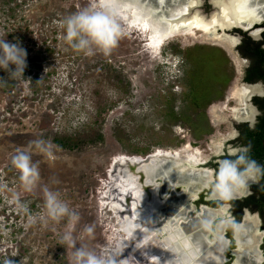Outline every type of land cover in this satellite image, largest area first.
<instances>
[{
  "label": "rangeland",
  "instance_id": "obj_1",
  "mask_svg": "<svg viewBox=\"0 0 264 264\" xmlns=\"http://www.w3.org/2000/svg\"><path fill=\"white\" fill-rule=\"evenodd\" d=\"M88 3L0 0V38L18 43L28 54L24 77L11 79L0 68V264L8 260L14 264H70L72 249L60 245L67 220L41 219L46 217L45 186L58 192L78 213L79 219L72 225L77 247L86 245L109 264H149L137 256L133 258L138 262L131 261L132 246L129 256L114 263V254L127 252L130 239L139 235L131 234L128 240L125 214L119 213L127 206L113 198L127 205L126 195L120 192L126 188L128 195H134L132 185L125 181L122 159L152 153H160L161 158L165 151L176 153L186 147L210 154L211 141L231 130L229 119L213 122L208 112L220 106L221 115L231 114L236 102L228 98L240 76L244 79L243 57L239 64V58L221 43L199 38L185 41L180 34L153 46L150 34L135 23L130 10L118 46L109 54L85 55L64 40L63 21ZM198 8L206 15L215 10L204 0ZM258 25L262 30V22ZM235 32L241 33L228 31ZM216 49L226 58L222 70L229 80L213 89L206 104L196 107L188 97L198 84L192 79L197 70L195 58ZM10 67L15 70L14 65ZM200 83L202 90L206 83ZM66 136L84 140L77 149L69 150L56 142ZM85 138L90 142L85 143ZM36 141L41 142L39 147ZM17 151L27 152L38 165L40 180L32 191L23 187L11 164ZM17 199L27 205V211L20 210ZM167 206L163 204L158 213L166 216ZM237 231L231 233L232 253L238 246ZM172 236L171 240L177 237L173 229ZM253 236L259 263L264 264V231H253ZM242 260L256 263L247 253Z\"/></svg>",
  "mask_w": 264,
  "mask_h": 264
},
{
  "label": "bare ground",
  "instance_id": "obj_2",
  "mask_svg": "<svg viewBox=\"0 0 264 264\" xmlns=\"http://www.w3.org/2000/svg\"><path fill=\"white\" fill-rule=\"evenodd\" d=\"M232 2L233 0H214L216 8H214L215 10L211 15L204 14L202 10L198 8L202 0H130L131 7L127 10H130L135 23L139 24L140 27L150 34L153 46L160 45L165 38L176 34L195 36L198 30L200 34L205 35L207 38L221 39L231 45H235L237 38L229 36L224 32L226 29L232 28L233 26L238 25L248 28L258 23L257 21H261L264 17V0H252L250 11H241L238 7V0H236L235 14L233 12ZM246 87L242 85L238 94L239 100H241L243 104H246L244 98L251 95V93L249 94L250 90ZM235 99L237 100V98ZM180 151L181 150H177L176 153L173 152L170 154L171 157L174 156L173 160L170 159L171 157L166 158L165 156L160 158V153H157L159 155L158 157H152L149 162L139 166L137 171H133L138 174L131 172L128 161V159L135 161V159H137L135 157L138 156L129 158L124 157L122 159L123 162L126 163L124 169L125 181H128L129 184L132 185L131 187L135 197L133 201H131L132 205L131 203L129 204L132 206L130 208L129 205L124 204V200H119L117 197L113 198L117 200L122 207L127 206L123 207L124 209H120L119 213L121 216L125 214L124 222L127 225L124 229L128 233V240L131 234L137 235L138 233L137 239L142 240L134 247V241L137 239H130V245L134 247L131 255L133 260L131 261H136L137 258L141 261L144 258L149 264H223L225 259V245L216 247V241L213 239L209 242L216 245L209 250H204L202 245L206 246V243L200 242L202 245L200 244V246H198L195 240L190 236L179 232L177 233L176 239L171 240L166 232L165 225L167 221H163L161 225L158 222L159 219L156 215L167 200V196L170 193V191L167 190H171L176 185V181L174 182L171 178L172 172L174 171L177 173V171L181 172L185 171V169L188 170L189 168L187 169V167H194L200 161V157L196 156L194 153L188 154L185 161H182ZM167 159H169L168 163ZM167 165H169V167H167ZM161 169H163V171H161ZM140 171L143 172L142 176L139 175ZM142 177H144L143 180L141 179ZM166 178L169 180L170 188L166 187L164 190L163 185L166 182ZM182 186L188 193L183 207L189 208L188 205L192 204L193 195L189 191L188 185ZM123 189L125 191L121 192V194H128L127 192L129 190L126 191V188ZM165 191L166 193H164ZM159 217L162 219L164 215L161 213ZM171 224L173 231H177L175 228L176 222L173 221ZM141 234L144 236L143 238ZM205 237L208 238L207 234ZM237 241L239 248L235 250V262L242 264V256L247 253L251 256L252 254L254 255L256 260L255 264H260L261 257L256 253L257 247L254 246L253 231H238ZM121 248L123 249L124 247L122 246ZM125 253L127 256L129 255V251ZM115 255L117 259L127 257L123 256L122 253H116ZM133 256H137V258L134 257V259ZM138 260L136 262H138Z\"/></svg>",
  "mask_w": 264,
  "mask_h": 264
},
{
  "label": "flooded vegetation",
  "instance_id": "obj_3",
  "mask_svg": "<svg viewBox=\"0 0 264 264\" xmlns=\"http://www.w3.org/2000/svg\"><path fill=\"white\" fill-rule=\"evenodd\" d=\"M204 1L207 5H214V0ZM257 22H262V30L258 27L259 25H255L253 27L254 29L259 28L254 31L242 30L239 28L236 29L241 32L238 33L240 35V40L237 43V51L241 58L243 57V59H245V75L241 83H236L232 86L230 93L231 98H233L236 102V105L231 109V114L229 115L231 130L221 137L217 135L216 139L211 141L209 145L211 150L210 154H205L203 151L198 149L190 150L188 147L181 150L182 152L180 151L182 161H185V158L190 153H194L196 156L200 157V161L194 167H187V169L189 168L188 170L185 169V171H181V173L184 174L186 172L192 173L194 170L193 172H195L196 177H189L186 180L178 177L180 178V181L176 180V185L172 188L175 189L177 185H188V189L193 195L192 204L188 205L189 208L183 207L188 194L187 191L183 190V186V189L172 190L173 194L169 193V197L167 196V200L164 202V204L168 203L167 213L169 217L164 215L165 217L159 219L158 221L160 225L163 221H167L165 226L169 232V237H173V227L171 228V222H176L175 228L177 231L174 230V232H179L181 234L184 233L185 235L190 236L193 240H195L198 246H200V242L206 243V246L201 244L204 250H209L216 244V247L225 245V259L223 264H231V256H233V253L231 252V233L233 230L229 229L222 235H216L202 227V221L211 220L215 224L224 220H229L239 225L237 229L239 231H264V198H262L264 195V177H259L258 183H250V193H246L244 196L230 202L215 199L213 196L212 186L206 179L209 176L214 178L215 173L219 168V161L234 158L232 153L244 151L245 149H250L248 151V155L255 159L260 165H264V74H262V76L255 74L252 78L248 79V74L250 75L249 72L253 70L258 63L253 57H251L250 54H243L240 49V46L245 44V41L248 38L255 42H260L261 48L264 49V17L261 21ZM258 66V68L264 73V62H260ZM242 85H244V87L247 86L246 88L250 90L249 94L251 93L252 95V97L251 95L246 97L247 99L251 97L248 102L247 99L244 98V102L246 104H243L238 97ZM235 98H237V100ZM219 108L223 109L220 106H215L211 112H208V115L211 117L223 116L218 111L220 110ZM201 129L202 128H199V130ZM172 153L173 152L170 151L164 152L167 157H169L168 155ZM170 159L173 160V156ZM169 165H167V167H169ZM192 174L194 175V173ZM169 184V180L166 178V182L163 185L164 190L166 187H169ZM259 186L260 188H258ZM164 193H166V191ZM163 210L165 214L166 207H164ZM184 226L190 231L185 230ZM206 234L208 238L205 237ZM213 239L216 241L215 245L209 242Z\"/></svg>",
  "mask_w": 264,
  "mask_h": 264
},
{
  "label": "clouds",
  "instance_id": "obj_4",
  "mask_svg": "<svg viewBox=\"0 0 264 264\" xmlns=\"http://www.w3.org/2000/svg\"><path fill=\"white\" fill-rule=\"evenodd\" d=\"M252 0H238V7L241 11H250ZM131 7L130 0H89L86 7L78 9L67 16L63 21L65 29L64 40L71 48L85 55H94L97 52L109 54L119 44L124 35L127 24L126 11ZM27 52L18 43H8L5 38H0V68L9 72L10 78L24 77L27 68ZM15 66L13 71L10 67ZM37 147L39 141L35 142ZM250 149L232 153L234 158L219 161V168L212 176L207 177L211 184L215 199L224 202L235 199L250 193V183H258L259 177H264V165H260L255 159L248 155ZM12 166L18 170L19 179L27 191H32L38 185L40 172L38 165L32 161L31 155L24 151H17L11 158ZM44 207L46 217L54 222L67 220V228L60 239V245L67 251H71L70 264H109V261L84 244L77 247V239L72 231V225L78 221L79 215L69 204L60 198V194L43 188ZM20 210L27 211L26 204L17 199ZM34 222V217L30 218ZM202 227L216 235H222L231 229L236 231L239 227L236 223L224 220L220 223H213L211 220L202 221ZM90 231V229H88ZM6 264H14L12 260Z\"/></svg>",
  "mask_w": 264,
  "mask_h": 264
},
{
  "label": "trees",
  "instance_id": "obj_5",
  "mask_svg": "<svg viewBox=\"0 0 264 264\" xmlns=\"http://www.w3.org/2000/svg\"><path fill=\"white\" fill-rule=\"evenodd\" d=\"M240 49L242 50L243 54H250L251 57H253L258 63H256V67L249 72L250 75L248 74V79L252 78V76L255 74L262 76L264 73L258 68V65L260 62H264V49L261 48L260 42H255L248 38L245 41V44L240 46ZM195 60H197V70L192 73V79L196 80L198 84L200 82H204L208 86L206 88L205 85L204 87H201L202 90H200L198 84H196V86H194L195 91L191 93L192 95H188V97L196 107H202L210 100L213 89H215L218 85L224 86L228 82L229 78L223 73L222 67L226 62V58L222 55V53H220L219 50L216 49L201 57L199 55L195 58ZM78 139L72 136H66L56 139V142L63 148L75 150L78 148V146H80V144H82L80 141L83 142L84 140ZM88 140L89 139L85 138L84 142H90ZM260 186L258 188H260ZM262 198H264V195Z\"/></svg>",
  "mask_w": 264,
  "mask_h": 264
},
{
  "label": "water",
  "instance_id": "obj_6",
  "mask_svg": "<svg viewBox=\"0 0 264 264\" xmlns=\"http://www.w3.org/2000/svg\"><path fill=\"white\" fill-rule=\"evenodd\" d=\"M154 1H156V0H154ZM213 8H216V6L215 5H213ZM259 23H255L254 25H252V26H250V27H248V28H244L243 26H233L232 28H229V29H226V31L224 32V33H227L229 36H232V37H235V38H237V41H236V43H238V41L240 40V35L238 34V32H235L236 34H231V33H228V31L230 30V29H237V28H239V29H242V30H252V31H254V30H256V29H258V28H256V29H254L253 27L255 26V25H258ZM253 28V29H252ZM198 33H200V31L198 30L197 31ZM254 33V32H253ZM182 36H184V40L186 41V40H188V39H193V40H195L196 38H199V39H201V40H207V41H217V42H219V43H221L222 45H224L225 47H226V49L227 50H229V52H231L234 56H236V57H238L239 58V61H238V63L239 64H241L242 63V60H241V56H240V54L238 53V51L236 50V48H235V45H231L230 43H228V42H225V41H222L221 39H213V38H207V37H205V35H203V34H200L198 37H193V36H190V35H187V36H185V35H182ZM238 82L239 83H241L242 82V76H240V79L238 80ZM251 97H252V95H251ZM251 97H249L248 99H247V102L250 100V98ZM228 99H231V97H229ZM212 119L214 120V122H218L219 120H221V119H229L230 120V116L229 117H227V116H220V117H217V116H212ZM170 152H173V151H170ZM159 155L157 154V153H152V154H149V155H147L146 157H135V158H137V159H135V161H131L130 159H128V161H129V165H130V169L132 170V171H137L138 170V168H139V166H141L143 163H147V162H149L150 160H151V158L152 157H158ZM167 156V155H166ZM169 157L168 158H170L171 157V155H168ZM133 157V156H132ZM169 159H167V163L169 162L168 161ZM121 164V166H124L123 165V163H120ZM164 166H165V163H164ZM161 171H163V169H161ZM192 173H194V175L192 174ZM192 173H188V172H186V173H184V174H182L180 171H177V173L176 172H172V174H171V178L173 179V181H176V180H178V181H180V178H178V177H181V178H183V179H187V178H189V177H196V175H195V172H192ZM139 174L142 176V174H143V172L142 171H140L139 172ZM183 176V177H182ZM143 178L144 177H142L141 179L143 180ZM160 180V179H159ZM182 188V185H178V186H176V188L175 189H171V190H167V191H170V193L171 194H173L172 193V190H180ZM183 189V188H182ZM184 190V189H183ZM121 193V192H120ZM168 197H169V195H168ZM133 199V196L131 195V194H126V203H127V205H129L130 203H131V200ZM166 217H169V215H168V213L166 214ZM184 229L185 230H187V231H190L189 229H187L185 226H184ZM239 231V230H238ZM237 231V232H238ZM243 238H244V235H243ZM132 244H133V242H132ZM131 245L129 246V247H127L126 249H127V253H128V250H131ZM239 248V245L237 246V248H236V250ZM114 253V252H113ZM130 254V253H129ZM115 255V254H114ZM122 255L123 256H127L126 255V253L124 252V253H122ZM129 256V255H128ZM235 257H236V255H235V249H233V258H234V263L233 264H238L237 262H235ZM252 257H254L253 255L251 256V258ZM114 260V259H113ZM115 262H117L118 261V259L116 258L115 260H114ZM241 262H242V264H244V260H242L241 259Z\"/></svg>",
  "mask_w": 264,
  "mask_h": 264
},
{
  "label": "snow or ice",
  "instance_id": "obj_7",
  "mask_svg": "<svg viewBox=\"0 0 264 264\" xmlns=\"http://www.w3.org/2000/svg\"><path fill=\"white\" fill-rule=\"evenodd\" d=\"M232 7H233V12L235 14V12H236V0H233Z\"/></svg>",
  "mask_w": 264,
  "mask_h": 264
}]
</instances>
